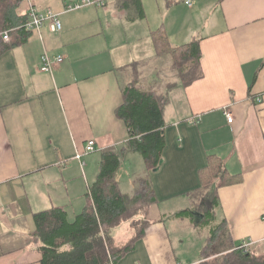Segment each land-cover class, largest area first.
<instances>
[{"label": "crops", "instance_id": "obj_1", "mask_svg": "<svg viewBox=\"0 0 264 264\" xmlns=\"http://www.w3.org/2000/svg\"><path fill=\"white\" fill-rule=\"evenodd\" d=\"M76 1L26 0V10L31 2L58 14L61 31L45 24L25 44L0 55V264H40L34 214L61 207L72 221L81 212L101 153L128 141L115 112L123 88L142 75H157L141 62L148 56H157L159 69L169 59L172 69L170 56L157 55L156 37L171 48L197 41L202 77L176 89L167 108L176 120L163 115L158 170L146 172L135 153L121 158V192L132 195L136 179L146 174L156 203L147 207L148 215L111 230L116 249L137 235L140 227L133 223L146 227L116 264L202 262L204 232L191 231V224L183 229L177 220L167 225L164 217L190 207L188 197L202 191L199 175L209 158L234 178L210 205L215 228L225 226L213 253L249 242L250 253L264 256V0H190V6L183 0L170 8L164 0H107L104 8L66 11ZM44 53L63 62L41 73ZM90 140L95 150L85 155ZM82 154L83 166L75 158ZM192 219L200 226L206 220ZM126 223L131 233L120 228ZM122 237L126 242L120 245ZM222 241L226 246L216 248Z\"/></svg>", "mask_w": 264, "mask_h": 264}, {"label": "trees", "instance_id": "obj_2", "mask_svg": "<svg viewBox=\"0 0 264 264\" xmlns=\"http://www.w3.org/2000/svg\"><path fill=\"white\" fill-rule=\"evenodd\" d=\"M183 0H164L166 8L178 5ZM26 0H0V55L26 43L32 32L15 30L10 41L4 42L1 34L15 28H22L27 20ZM32 6L37 8L34 3ZM159 34V32H158ZM164 39V38H163ZM156 37L155 46L159 57H171V67L175 70L183 87L199 80L201 53L198 42L171 48L168 43ZM136 69V68H135ZM136 81V82H135ZM122 90V104L116 109V116L128 129L129 138L118 151L101 153L95 180L85 194V206L72 220H68L64 208L53 207L33 215V237L39 244L40 264H116L130 251L133 242L143 235L145 223L137 235L126 246L116 248L111 238V230L122 222L138 215L142 207L155 205V195L145 174L135 181L132 195L123 194L116 181L121 166V158L128 153L141 156L146 172L156 169L165 147L164 111L155 87L140 84L137 78ZM201 190L211 193V204H217V190L233 183L223 164L217 158H209V166L200 172ZM224 224L217 226L202 251L200 264H264V256L245 253L240 245L233 246L226 253L215 256L213 248Z\"/></svg>", "mask_w": 264, "mask_h": 264}, {"label": "rangeland", "instance_id": "obj_3", "mask_svg": "<svg viewBox=\"0 0 264 264\" xmlns=\"http://www.w3.org/2000/svg\"><path fill=\"white\" fill-rule=\"evenodd\" d=\"M78 1H76V2H78ZM106 2H107V0H105V3ZM66 9L68 10V8H66ZM161 44L165 45V40H162ZM143 60L144 61H141V62H143V63L145 62V65H147L150 69L149 71H156L157 75H154V76L152 74L142 75V77H140L138 81L140 84L145 83L146 85H149V86L153 85L154 87H156L157 93L159 95L158 96L159 101L163 106V111H164V113L165 112L167 113V108L170 105L173 106V104L176 100L173 95L175 94V92L176 93L178 92L176 89H178L182 85L181 79H180L178 73L175 70H172L170 68L169 59H166L167 60L166 66H164L160 69H159V64L157 63L160 60L157 59L156 55L155 56L154 55L148 56V57L144 58ZM137 69H140V67L137 66ZM172 113L173 112L167 113L164 116L165 121H171V120L177 119L176 116H174ZM166 123L167 122H165V124ZM123 189L125 191L124 187H123ZM188 199L190 202V207H187L185 209L184 208L180 209L179 212L174 213L171 216H165L164 220L166 221L167 225L168 224L170 225V222L172 220H177V222L182 224L183 229H185L186 226H189V224H191V231L198 230L199 232H204V234L208 237V240H209L211 235H212V231L215 229V226L213 225L214 220L211 217L213 210L211 209V206H210L211 197H210L209 192L208 191H197L195 193H192L191 196L188 197ZM182 204H183V201H180L177 203V205H182ZM147 207L140 208L138 215H141V216H143V214L148 215L149 210H146ZM190 213H191V215H190ZM197 215H202L206 218L205 222L202 223V226L197 225L195 223V221L192 219L193 217H196ZM190 217H191V223L189 220ZM140 225H141L140 223L137 224V226H140ZM203 227H205V228H203ZM120 228H122V230L124 229L126 232L131 233V230L129 229L127 223L125 225H122ZM138 228L139 227H136V230H138ZM198 228H200V229H198ZM114 233L116 235H122V233H119L117 231H114ZM125 242H126L125 237L120 238L118 241V243L120 245H123ZM202 243H203L202 241H199L200 245ZM218 246L224 247V246H226V244H223V241H222L219 245L216 246V248Z\"/></svg>", "mask_w": 264, "mask_h": 264}, {"label": "built area", "instance_id": "obj_4", "mask_svg": "<svg viewBox=\"0 0 264 264\" xmlns=\"http://www.w3.org/2000/svg\"><path fill=\"white\" fill-rule=\"evenodd\" d=\"M105 0H80L77 3L67 6L68 10L66 11H75L79 10L84 7H89V6H94L97 8H104L105 7ZM186 6H190V0L185 2ZM45 24H50L49 27L54 31V32H59L61 31V23L58 19V15L52 13L49 10H41L38 8H35L32 6L31 2L29 3V7L27 10V20L25 24L22 26V28H15L9 31H5L1 34V38L3 39L4 42H9L10 41V35L13 31L18 30V29H23L27 32H32V33H39L41 28ZM63 62V58L61 56L58 57H50L46 53L40 56L39 58V65H38V70L41 73H49L52 70V67L54 65L60 64ZM226 118L227 122L231 123L233 120L232 114L230 112H226ZM95 144L94 141L90 140L86 143L85 149H84V154H91L95 150ZM83 154L77 155L75 158L80 161L81 166L84 165L82 162ZM264 215V214H263ZM252 243H243L240 244V249L244 250V252H247V247L250 246ZM112 264V263H111Z\"/></svg>", "mask_w": 264, "mask_h": 264}, {"label": "water", "instance_id": "obj_5", "mask_svg": "<svg viewBox=\"0 0 264 264\" xmlns=\"http://www.w3.org/2000/svg\"><path fill=\"white\" fill-rule=\"evenodd\" d=\"M161 163H162V161L159 162V165H161ZM157 170H158V168L154 169L153 171L155 172Z\"/></svg>", "mask_w": 264, "mask_h": 264}]
</instances>
